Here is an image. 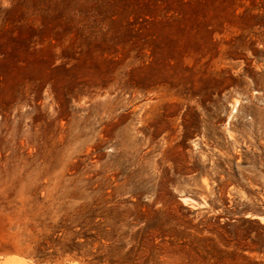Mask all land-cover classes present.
<instances>
[{"label":"rangeland","instance_id":"1","mask_svg":"<svg viewBox=\"0 0 264 264\" xmlns=\"http://www.w3.org/2000/svg\"><path fill=\"white\" fill-rule=\"evenodd\" d=\"M110 1L0 0V264H264V0Z\"/></svg>","mask_w":264,"mask_h":264},{"label":"trees","instance_id":"2","mask_svg":"<svg viewBox=\"0 0 264 264\" xmlns=\"http://www.w3.org/2000/svg\"><path fill=\"white\" fill-rule=\"evenodd\" d=\"M111 2L110 0H73V3L88 5V4H104L105 2Z\"/></svg>","mask_w":264,"mask_h":264},{"label":"bare ground","instance_id":"3","mask_svg":"<svg viewBox=\"0 0 264 264\" xmlns=\"http://www.w3.org/2000/svg\"><path fill=\"white\" fill-rule=\"evenodd\" d=\"M13 261H15L14 259H13ZM11 264V263H10ZM12 264H16V263H12Z\"/></svg>","mask_w":264,"mask_h":264}]
</instances>
